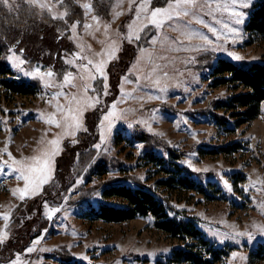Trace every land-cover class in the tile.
<instances>
[{"label": "rangeland", "instance_id": "1", "mask_svg": "<svg viewBox=\"0 0 264 264\" xmlns=\"http://www.w3.org/2000/svg\"><path fill=\"white\" fill-rule=\"evenodd\" d=\"M72 1L79 9L72 6L68 0H62L59 4L56 0H49L55 11L66 13L63 18H53L45 9L44 12L49 18L40 16L42 18L35 23L15 29L11 51H8V57L13 56V60L8 58L9 67L15 77L24 83L36 79L40 83L39 90L19 95L4 88L0 82V162L12 165L11 168L7 165L0 168V243L9 236V216L14 208L19 203V212H25L29 205L31 207L29 215L24 214L26 219H23L30 235L29 244L26 243L25 249L31 248V251L24 249L20 252L17 249L18 253H14L5 264L12 260H16L17 264H42L45 261L58 264L46 260L44 254L59 246H65L75 259L86 264H159L158 262H166L170 251L180 245L155 229L152 218L136 217L122 223L85 219L82 215L89 206H97L99 191L82 201L79 200V192L73 188L55 212L51 211L53 207L49 205L42 209L39 207L37 200L44 184L52 178L57 167L62 168L58 159L64 156L67 147L75 143L77 133L85 130L88 113L89 116L92 115L91 118L99 116L97 127L102 144H106L115 131H125L138 124L140 128L157 134L159 138L171 144L176 153H183L181 164L202 177L198 179L208 184L209 196L193 191L169 193L163 189L157 183L162 179L160 174L155 173L157 168L152 165L143 166L140 161L135 162L137 149L130 147L124 139L118 147H113L112 152L129 167L125 172L111 174L140 177L144 187L153 186L155 194L167 200L179 218L192 221L206 239L224 248L226 255L215 264H264L260 255H249L254 246L264 244V231L257 227L264 226V101L255 120L225 132L217 129L208 118L190 119L184 114L168 115L146 108L162 103L182 112L186 109L202 108L210 99L230 95L232 91L229 88L209 87L207 84L210 80L195 73L194 66L204 54L212 53L217 58L228 61L248 60L264 63V34L251 37L244 29L248 18L247 8L253 0H243L235 5L239 12L244 13L243 16L237 17L236 14L222 10L214 11L216 6L213 3L200 12L204 24L191 20V17H182L164 21L159 27L143 18L134 19V5L140 0H134L131 10L128 0H122L120 6L115 9L111 6L107 21L92 20V7L85 15L83 4H91L90 0ZM150 1L145 0L149 8L164 7L169 3V0H164V4L152 7ZM12 2L15 9L16 0ZM225 2L230 0H221V3ZM115 12L120 14L114 18ZM126 17L128 22L120 27ZM150 19L149 15L148 20ZM74 21H80L75 33L71 29V23ZM85 21L90 26L87 30ZM54 22L63 27L66 33L56 30L49 36L40 29ZM106 22L109 23L107 30L103 26ZM188 22L203 32L209 38L208 41L198 38L189 40L182 36L181 32L174 30L177 25L182 26ZM129 25L133 30L132 38H136L145 28H149L152 36L148 40L149 46L136 53L129 66L122 69L119 67L118 56L123 42L128 44L132 39L128 38ZM211 28L216 31H211ZM233 28L236 31L233 32ZM117 29L124 34L123 37L117 35ZM34 36L45 37L47 41L52 38L53 43L48 47L37 42L39 48L49 50L38 55V58H43V62L29 65L22 53L24 51L23 55H27L29 42ZM73 36L74 39L69 38ZM165 36L169 39L164 40ZM112 41L116 42V50L109 60L107 52ZM67 42H71L73 46L68 53L59 49L64 45L69 48L70 44ZM48 56L55 59L53 63ZM58 56L59 60L56 59ZM102 58L106 60L104 77L95 72L94 67L95 61ZM89 59L93 60V64L87 69L82 70L77 66L88 64ZM44 61L48 62L45 64ZM58 64H61V67L66 66L65 73L71 71L73 82L81 87L65 83V73L60 77L55 72V65ZM112 68L122 70L113 82L109 79V71H113ZM34 69L39 71L28 75ZM149 69L156 71L149 76ZM49 72L52 73L51 76L47 75ZM80 74L95 77L87 80L90 87L86 91L82 88L84 81L79 78ZM54 92L62 94L54 96ZM73 95L77 100L72 101V107H77L78 102L80 124L66 130L63 118L69 107V99ZM50 119L60 120L61 123L52 124ZM52 140H56V144H52ZM230 144H239L236 152L219 151L210 154L206 151L208 148ZM45 152L48 154V164L43 182L37 178L38 174L32 175L30 181L26 182L23 176L28 172L22 169L20 164L14 163L12 158L20 163L32 165L35 162L28 158L43 156ZM108 175H99L94 183L85 180L82 182L83 186L90 188L103 183ZM21 195L23 199L20 198ZM55 202H58V198ZM42 214L51 217L47 229L43 232L40 226ZM16 229L20 230L18 227ZM237 232L251 233L252 238L244 235L233 239Z\"/></svg>", "mask_w": 264, "mask_h": 264}, {"label": "trees", "instance_id": "2", "mask_svg": "<svg viewBox=\"0 0 264 264\" xmlns=\"http://www.w3.org/2000/svg\"><path fill=\"white\" fill-rule=\"evenodd\" d=\"M68 1L79 9L74 1ZM113 1L90 0L94 15L107 21ZM164 2V0L162 2L159 0L150 1L152 7L162 5ZM16 4H19L20 7L11 12L0 5V82L4 88L15 94L26 95L39 90L40 83L36 79H31L26 83L18 80L9 67L8 51L14 39L15 29L27 27L42 17H49L45 12L41 15L40 9L35 6L30 9L26 0H16ZM247 12L245 32L251 37L263 35L264 0H253L247 8ZM126 22H128V17L122 20L120 27H123ZM54 23L40 29L47 32L49 36L53 35L56 30L66 33L63 27ZM137 36L138 39L137 37L132 38L128 44L125 42L122 44L118 56L119 67L122 69L129 66L136 53L149 46L148 40L152 36L149 28H145ZM48 40L42 36L38 38L34 36V39L29 42L30 48L27 55H23L24 51L22 53L27 64L43 62V58H38V55L46 53L49 49L39 48L37 42L49 47L53 42L52 38H48ZM69 44V48L64 45L59 49L68 53L73 48L72 43ZM55 45L54 42L53 46ZM48 58L52 60V63L55 60L52 56H48ZM56 59L59 60V56ZM47 62L44 61L45 64ZM55 66L56 74L61 77L65 73L66 66L61 67V64ZM112 70L109 71L111 82L115 81L122 73L120 68L119 70L112 68ZM194 70L202 78L210 80V83L207 84L209 87L225 86L232 93L225 97L210 99L202 108L186 109L182 112L162 103L149 105L146 108L149 111L168 115L184 114L190 119L208 118L221 132L230 131L241 125H248L258 117L260 105L264 101V63L248 60L228 61L217 58L212 53H207L199 58ZM114 71H116L115 74ZM90 116L89 113L86 116L85 130L77 133L74 139L75 143L71 147H67L64 156L58 159L62 168L57 167L52 178L44 184L42 193L37 200L39 207L42 209L49 205L51 208H60V203L65 201L67 194L73 188L79 192V200L82 201L99 191L97 206L94 208L89 206L82 215L85 219L104 223H122L136 217L152 218L155 229L180 243L177 248L170 251L166 262H158L159 264H215L222 260L226 255L224 248L218 247L206 239L192 221L183 217L179 218L174 213L176 210L171 207V204L155 194L153 186L144 187L140 177L117 175L120 172H125L129 166L125 161L117 159L112 149L118 147L122 139L130 147L137 149L135 162L140 161L143 166L152 165L157 168L155 173L162 176V179L157 183L169 193L193 191L209 196L208 184H204L203 180L198 179L199 174H194L181 164L183 153H176L171 144L159 138L157 134L140 128L138 124L132 125L125 131H115L108 142L102 144L99 141L97 127L99 116L92 118ZM97 145L99 147H96ZM238 146L239 144H230L208 148L206 151L210 154H216L219 151L230 153L236 152ZM113 172H117V174H111ZM103 174H109L105 182L90 188L83 186L82 182L85 180L94 183V180ZM77 181L80 182L77 183ZM57 198L58 202H55ZM34 203L36 204V202ZM25 204L26 202L23 203L24 206ZM18 205L9 216V228L11 229L9 236L3 243H0V264H5L14 253H18V250L23 252L26 243L29 244L28 237L30 235L23 224V219H26L25 215H29L31 207L29 205L25 212H19L21 205ZM50 220L51 217L42 214L40 225L42 232L47 229ZM44 255L46 260H52L58 264H86L75 259L65 246H59L55 250L45 252ZM249 255H260L264 259V244L254 246ZM42 264L52 263L45 261Z\"/></svg>", "mask_w": 264, "mask_h": 264}, {"label": "snow or ice", "instance_id": "3", "mask_svg": "<svg viewBox=\"0 0 264 264\" xmlns=\"http://www.w3.org/2000/svg\"><path fill=\"white\" fill-rule=\"evenodd\" d=\"M62 0H56V3L59 4L61 3ZM133 2L134 0H128V4H129V10H131V8L133 7ZM243 2V0H230V2H225V3H221V0H169V3L167 4V6L164 7H155V8H149L147 3L145 2V0H140L139 3H136L135 6V10H136V16L134 17V19H141L143 18L145 21L150 22L154 25H157L158 27L160 25L163 24L164 21H172L174 18H182V17H191V20L196 21L198 23L204 24L205 21L203 19V17L200 15V12L203 11V9L205 7H210L213 3H215V9L214 11H225V12H229V13H233L236 14L237 17L239 16H243L244 13L243 12H239L238 9L235 8V5L237 3H241ZM27 3L29 5V8L31 9L33 6L38 7L40 9V14L43 15L44 10L47 9L48 12H50L53 16V18H63L66 13L65 12H57L54 10L53 5L51 3H49V0H27ZM122 3V0H116V3H114L112 6L113 8H117L120 6V4ZM0 5H3L4 7H6L8 9V11H13L14 7H13V2L12 0H0ZM20 5L16 4L15 8H19ZM91 4L89 3H84L83 4V8L86 10L85 15H87L88 11H91ZM119 12H115L114 13V18L115 15H119ZM151 17L150 20H148V17ZM215 19V17H213ZM92 20L95 21H99V17L96 15H93L91 17ZM80 23V21H74L71 23V29L73 30V32L75 33V30L77 28V24ZM104 28L107 30L109 28V23H104ZM90 26L88 25L87 21H85V30H87ZM97 27H99V24L97 25ZM175 31H179L181 32V35L184 36L185 38L192 40V39H199V40H203V41H208V37L206 35H204L203 32H201L200 30L196 29L190 22L188 23H183L182 26L181 25H177V27L174 28ZM233 32L236 31V29H231ZM211 31L215 32L216 29L215 28H211ZM107 35V32H106ZM117 35L123 37L124 34L120 33L117 29ZM133 35V30H132V26L129 25V33H128V38L131 39ZM70 39H74L75 37H69ZM138 39V36H137ZM155 40V37L153 38ZM164 40H168L169 38L167 36H165L163 38ZM115 41L111 42L110 48L107 52V59H111L112 56L115 53ZM198 46H202V45H198ZM14 47V45H13ZM90 47V45H89ZM9 51H11V49H9ZM143 51V49L141 50ZM77 55H79V53H77ZM99 55V54H98ZM10 60H13V56L9 55L8 57ZM82 59H87V57H82ZM69 63H72V61H69ZM93 64V60L89 59L88 60V64H78L77 66L80 67L82 70L83 69H87L89 67V65ZM15 66V64H14ZM105 66H106V60L104 58L95 61L94 63V67H95V72H98L102 77L106 76V72H105ZM39 69H34L33 72L28 73V75H33L35 72H38ZM156 71V69H149L148 75L151 76L153 75V73ZM48 76H51L52 73L49 72L47 73ZM164 75H167V73H164ZM73 73L71 71L66 72L64 74V82L65 83H69L72 84L73 87H81L80 85H76L73 80ZM79 78L81 80L84 81L82 88L83 90H87L90 85L87 83V80L89 79H94V75L92 76H85L83 74L79 75ZM63 86V85H61ZM163 91V88L161 89ZM61 92H54L53 95L54 96H59L61 95ZM64 95H67V93H64ZM77 100V97L75 95H73L70 99H69V107L66 111V115L63 118V125L66 128V130L68 129H72L75 127H78L80 124V119H79V104L77 102V107L73 108L72 107V101ZM113 104H115V101H113ZM59 108V106H58ZM60 111H65L64 109H60ZM52 124H60L61 121L57 120V119H50L49 121ZM52 144H56V140H52L51 141ZM96 147H99V145H97ZM9 156L11 157V153H9ZM47 152H45L43 154V156H32L29 157L28 159L32 160L35 162V164L32 165H26L23 163H20L19 161H16L15 158L13 157V162L20 164V167L22 169H25L28 174L23 176V179L28 182L30 181L32 175L38 174L37 178L40 179V182H43V178L46 176V172H47V164H48V159H47ZM5 165H7V167L11 168L12 165L11 164H7V162H0V168H3ZM80 181H77V183H79ZM225 184L227 185V181H225ZM28 184H25V189H27ZM38 187V185H37ZM229 190L230 186H229ZM27 194V193H25ZM21 199H23V195H21L20 197ZM46 203V202H45ZM52 212H55L56 209L53 208L51 210ZM6 216V214H5ZM259 227L262 231H264V226H257ZM247 235L249 239L252 238L251 233H246V232H237L232 238L233 239H238L240 236H244ZM35 243V241L33 242ZM25 251H31V248H27L25 249ZM166 251V250H165ZM233 255H236V253H233ZM8 264H17L16 260H12L10 262H8Z\"/></svg>", "mask_w": 264, "mask_h": 264}]
</instances>
